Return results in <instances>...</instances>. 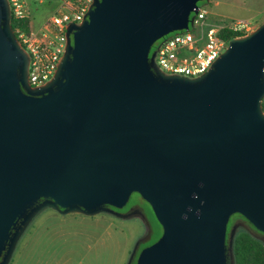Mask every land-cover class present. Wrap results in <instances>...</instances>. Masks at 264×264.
<instances>
[{"label": "water", "instance_id": "obj_1", "mask_svg": "<svg viewBox=\"0 0 264 264\" xmlns=\"http://www.w3.org/2000/svg\"><path fill=\"white\" fill-rule=\"evenodd\" d=\"M199 1L94 0L33 88L0 0V264L43 207L94 214L132 192L162 226L135 264H233L234 213L264 234V22L198 77L154 66Z\"/></svg>", "mask_w": 264, "mask_h": 264}, {"label": "rangeland", "instance_id": "obj_2", "mask_svg": "<svg viewBox=\"0 0 264 264\" xmlns=\"http://www.w3.org/2000/svg\"><path fill=\"white\" fill-rule=\"evenodd\" d=\"M214 1L201 0L198 6L207 9L209 18L215 21L253 16L249 19L247 34L264 17V12L250 10L260 0H223L216 4ZM26 3L31 27L36 29L54 11L59 0H26ZM160 41L161 38L157 39L151 50ZM231 221L232 218L227 227ZM233 226L232 238L246 231L264 240L242 218ZM161 234L162 226L151 205L138 192H132L127 203L117 211L62 213L46 206L26 225L9 264H133L139 251Z\"/></svg>", "mask_w": 264, "mask_h": 264}, {"label": "built area", "instance_id": "obj_3", "mask_svg": "<svg viewBox=\"0 0 264 264\" xmlns=\"http://www.w3.org/2000/svg\"><path fill=\"white\" fill-rule=\"evenodd\" d=\"M9 17L27 22V28L17 25L13 33L27 56V81L30 87H41L54 76L67 47V29L71 24H81L94 0H59L54 11L32 29L30 10L26 0H6ZM209 11L198 7L190 16L187 29L173 31L161 38L153 49L156 69L165 75L185 78L198 77L211 69L214 61L223 53L229 42L223 29L247 33L249 20L221 19L212 21ZM264 115V95L261 100Z\"/></svg>", "mask_w": 264, "mask_h": 264}, {"label": "trees", "instance_id": "obj_4", "mask_svg": "<svg viewBox=\"0 0 264 264\" xmlns=\"http://www.w3.org/2000/svg\"><path fill=\"white\" fill-rule=\"evenodd\" d=\"M208 18H209V14H208ZM209 20L215 21L211 18H209ZM17 25H21L23 28H27L28 23L26 21L20 22V21L15 20L14 18H10V26L13 30ZM246 34L247 33H245L244 31H234V30H230V29H223L220 33V35L222 37H224L225 39H231L234 37H242V36H245ZM152 51H153V49H152ZM106 206L113 209L112 206H109V205H106ZM236 217H240V218L244 219L255 232L264 236L263 233L256 230L239 213H235L231 216L232 221H231L230 225L227 227L228 232L233 227L235 220H236ZM231 251H232V262H233V264H264V240L252 235L249 232H246V231L238 232L232 238ZM136 256L134 257L133 264H135ZM228 262H229V260H228Z\"/></svg>", "mask_w": 264, "mask_h": 264}, {"label": "crops", "instance_id": "obj_5", "mask_svg": "<svg viewBox=\"0 0 264 264\" xmlns=\"http://www.w3.org/2000/svg\"><path fill=\"white\" fill-rule=\"evenodd\" d=\"M219 1H223V0H215L214 1V3L216 4V3H218ZM255 2H258V5L255 7V8H253V6H251L250 7V10L251 11H254L255 10V12H264V0L263 1H255ZM250 18H253V16H250V17H248V18H243V19H250ZM242 19V18H241ZM262 22H264V17L261 19V21H260V23H259V25L262 23ZM18 240H19V238L17 239V241H16V243H15V245H14V250H15V248H16V246H17V242H18Z\"/></svg>", "mask_w": 264, "mask_h": 264}, {"label": "flooded vegetation", "instance_id": "obj_6", "mask_svg": "<svg viewBox=\"0 0 264 264\" xmlns=\"http://www.w3.org/2000/svg\"><path fill=\"white\" fill-rule=\"evenodd\" d=\"M113 210H114V211H117L118 208L113 207ZM234 214H235V213H234ZM232 215H233V214H232ZM232 215H231V216H232ZM231 216H230V218H231ZM238 218H240V217H236V220H237ZM22 219H23V218H20V221H21ZM236 220H235V221H236ZM20 221H19L18 223H16V229L19 227V225H20ZM16 229H15V228H12V229H11V232H13V231L16 230ZM11 232H10V233H11ZM5 249H6V247H5ZM5 249L2 251V254L4 253ZM13 251H14V249H13ZM13 251H12V253H13ZM12 253H11V255H10L8 261L6 262V264H9V263H10ZM1 258H2V256H0V262L2 261Z\"/></svg>", "mask_w": 264, "mask_h": 264}]
</instances>
